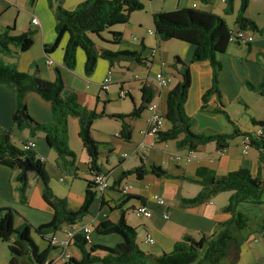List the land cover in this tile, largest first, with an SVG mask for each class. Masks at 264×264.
I'll return each instance as SVG.
<instances>
[{
	"label": "crops",
	"instance_id": "obj_1",
	"mask_svg": "<svg viewBox=\"0 0 264 264\" xmlns=\"http://www.w3.org/2000/svg\"><path fill=\"white\" fill-rule=\"evenodd\" d=\"M84 1L86 0H61V4L66 10L74 11ZM194 5L200 10L223 17L232 31L239 29L235 21L241 5L240 0L235 2L234 12L230 15L225 13L226 5L221 0H209L207 4L197 0H173L166 5V8L171 6L169 9L152 7L150 18L140 16L139 11H136L132 13L127 24L110 28L106 37L102 34L100 40L102 42L93 40L99 49L141 52L146 63L122 61L110 65L108 60L100 58L94 73L87 76L84 71L85 54L81 49L77 52L76 69L69 70L64 66L63 57L68 36L62 39L56 50L51 53L44 51V46L54 43L56 39V20L54 10L49 6V0H38L34 6L30 5V0H0V33L7 27H13L15 35L22 34L29 29L35 31V42L30 50L19 54H0V59L6 64H15L22 72L29 73L33 72L34 64H37L41 77L49 82L56 79L55 68H59L65 86L77 94L78 101L83 107L97 112L105 111L109 114H128L135 107L140 106L143 83L146 81L153 82L156 74L163 72L164 75L173 77L169 87L160 92L159 111L165 115L167 95L181 80L178 71L172 67L175 58L179 57L188 65L191 75V87L185 108L188 116L195 120L194 132L231 134L234 131V126L223 115L202 110L203 95L212 87L213 70L210 63L208 61L193 63L194 46L190 44L176 39L161 41L155 34L148 33L149 30L154 31L153 15L155 13L194 7ZM246 16L256 22L260 31L254 32L255 40L253 43L247 45L230 44L227 51L218 56L222 63L220 90L226 111H229L230 107L233 108L237 104H241L243 112L249 120L252 117L259 120L264 119V100H261L264 97L249 90L245 82L250 81L257 85L264 79V0H250ZM32 18H37L39 25H33L31 23ZM111 32L122 33L123 37L120 44L110 43ZM153 50H155V55L152 57ZM14 51H16L15 48ZM48 59L53 60L54 65H49ZM179 70L182 72L184 68L179 67ZM110 71L112 84L108 91L103 92L101 84ZM122 89L129 92L128 98H120L119 93ZM254 95L260 98H256ZM26 102L28 112L35 121L41 124H48L52 121L50 103L34 93L27 97ZM207 106L208 110L220 107L217 95L214 94L208 99ZM16 108V87L0 84V134L10 131L12 141L20 149L34 141L36 158L44 162L50 177V186L55 195L65 199L72 210L79 209L85 201L87 182L91 181L93 173L89 169V157L79 136L80 123L78 118L70 117L68 121L69 145L76 155L77 168L62 172L56 165L57 153L48 145L43 133L34 135L28 130L20 131L14 125L13 114ZM237 109L236 107L235 114L238 112V116L232 113L230 115L227 112L231 119L241 130L254 131L255 128L252 124L242 128V114ZM149 115V112L145 111L140 119L129 121L133 130L130 142H125L119 138L122 127L120 120L109 117L99 119L103 121L100 130L107 127L109 131L108 133L106 129L102 131L106 134L102 139L93 135V132L92 136L100 143H108L103 145L102 149L100 148L99 164L102 172L108 175L110 189L101 194L93 188L96 197L90 215L77 225H88L92 229V243L114 247L121 243L123 238L118 234H98L96 227L106 219L117 222L120 219L122 209L126 213L127 223L137 231V242L140 248L145 252L160 256L163 253L171 252L175 245L187 235L199 239L202 234H212L216 230L217 224L228 221L232 216L223 211V208L229 203L231 192L221 193L209 202L199 205H182V200L197 196L202 190V186L179 177L195 176L196 170L200 167L214 170L219 177L226 176L240 168H247L252 175L256 176L259 171V152L250 147L245 154L243 137L238 136L230 142L229 148L224 151H218L214 143L202 145L194 152L195 160L186 161L185 157L190 154V151L180 149L176 141L161 142L158 138L145 136L144 132L148 127ZM170 128L171 124L166 121L164 131ZM124 154L128 155V158H123ZM178 156H181L180 160H177ZM152 164L160 165L169 174L177 178L147 174L141 179L136 175H131L119 181L124 172L137 167L148 169ZM16 175V170L0 164V208H12L19 214L14 219L15 227L22 226L25 220L34 226L50 222L53 218V210L43 200L41 179L34 172L28 173L30 185L27 192V203L22 204L17 191ZM125 184L132 186L129 195L139 196L146 200L145 204L153 212L152 218L140 217L142 219H139L135 224L130 221L129 212H133L134 208L143 203L137 199H132L123 205L127 195L124 196L119 188ZM154 195L164 198L166 206H161L152 200ZM120 205L122 208L118 209ZM240 211L242 210L240 209ZM165 213L168 214L167 219L164 218ZM262 223H264V217L262 221L260 219L250 221V228L243 236L245 242L241 247L239 262L244 246L248 244L249 249L246 253L252 259L253 264H264V235L260 231ZM66 227L64 226V228ZM148 233L154 238V244L146 242ZM1 248L5 250L4 245ZM70 253L77 260L81 258V253L75 246L70 248ZM57 254L56 249L54 255L50 256V264H62L56 259ZM0 263L6 264L7 258Z\"/></svg>",
	"mask_w": 264,
	"mask_h": 264
},
{
	"label": "trees",
	"instance_id": "obj_2",
	"mask_svg": "<svg viewBox=\"0 0 264 264\" xmlns=\"http://www.w3.org/2000/svg\"><path fill=\"white\" fill-rule=\"evenodd\" d=\"M38 0H30L34 6ZM207 4L209 0H197ZM237 0H227L225 13L234 12ZM235 24L239 30L259 32L255 21L246 16L250 0H240ZM49 6L54 10L56 25V39L54 43L44 46L46 53L56 50L62 39L68 36L64 50L63 63L69 70L77 66V52L84 51V71L87 76L94 73L100 58L108 60L110 65L122 61H135L145 64L142 53L132 50L112 51L99 49L91 35L100 39L102 34L116 25L127 24L132 13L142 11L145 5L140 0H86L74 11L66 10L61 0H49ZM154 34L161 41L172 39L194 46L192 62L208 61L213 70L212 87L203 95L202 110L212 114H221L234 126L231 134L196 133L193 130L195 120L186 113V102L191 87L189 67L179 57L175 58L173 68L181 76L180 82L169 91L166 99V113L163 115L171 124V128L158 134L161 142L176 141L180 149L196 152L202 145L214 143L218 151L229 148L230 142L236 137H248L250 147L259 152V171L252 175L247 168H240L226 176L219 177L215 171L200 167L195 176H180L184 180L202 186L200 193L192 199L182 200L184 206H195L209 202L214 197L224 192H231L229 203L223 211L230 213L231 218L216 226V230L208 235L202 234L199 239L185 236L179 241L171 252L160 256L143 251L137 242V231L126 220V213L121 208L120 219L117 222L106 219L98 224L96 231L101 235L118 234L123 241L114 247L89 243L85 237L78 233L74 245L81 253L79 260L70 258L67 264H238L242 244L245 237L243 231L250 228L251 217L240 211L242 204H264V119L251 118L254 131H243L231 119L225 109L223 96L220 90V75L222 63L218 56L227 51L232 30L226 20L212 12L200 10L196 7L177 8L172 11L158 12L153 15ZM110 43L118 45L122 42V33L111 32ZM35 42V31H28L15 35L13 27H7L0 33V54H19L30 50ZM14 48L16 51H14ZM179 67L184 71L180 72ZM32 73L20 71L15 64L4 63L0 59V84L14 85L17 89V108L13 114V123L20 130H28L31 134L43 133L48 145L57 153L56 165L62 172L76 170V155L70 149L68 121L70 117L78 118L80 123L79 136L89 157V169L92 173L102 172L100 148L105 143H100L92 137V127L96 120L103 117L115 118L121 121L122 127L119 138L130 142L133 135L130 120L140 119L147 106L160 94L153 82H144L141 88L142 103L128 114H109L105 111L97 112L83 107L77 94L65 86L62 72L55 68L56 79L53 82L44 80L37 64H34ZM246 87L264 97V79L259 84L245 82ZM40 96L50 103L52 121L41 124L35 121L27 108V97L30 94ZM217 95L220 107L208 110L207 102L212 95ZM247 109V106L245 105ZM261 133L258 134L257 131ZM29 160L38 168L35 173L43 183V200L52 208L53 218L50 222L34 226L27 220L20 227H15L14 219L19 215L12 208H0V242L9 243L11 255L10 264H50L52 251L56 250L50 243L52 234L62 235L64 226H73L82 222L90 215V210L96 193L93 191L92 181L87 182L86 197L83 205L72 210L65 199L55 195L50 186V177L42 160L36 158L33 149L18 148L12 141L10 131L0 134V164L9 166L17 171L15 177L18 183L17 191L22 204L27 203L29 188V175L25 174L22 160ZM147 174L157 177L177 178L169 174L160 165L152 164L148 169L137 167L126 171L120 177L125 179L131 175L143 178ZM137 199L142 203L146 200L139 196L127 195L123 205ZM260 231L264 235V223ZM37 235L47 242V247L42 249L34 239Z\"/></svg>",
	"mask_w": 264,
	"mask_h": 264
},
{
	"label": "built area",
	"instance_id": "obj_3",
	"mask_svg": "<svg viewBox=\"0 0 264 264\" xmlns=\"http://www.w3.org/2000/svg\"><path fill=\"white\" fill-rule=\"evenodd\" d=\"M223 4L226 5L227 0H221ZM196 7V5H194ZM31 23L33 25H39V21L37 18H32ZM149 34H154V31L149 30ZM255 40L254 32L251 30L242 31V30H236L232 31L230 35V43L231 44H251ZM155 55V50L152 51L151 56L153 57ZM47 63L49 65H54V61L51 59L47 60ZM173 81L172 76L164 75L163 72H158L153 80V83L159 90V93L169 87L171 82ZM112 84V73L111 71L108 73V75L104 78L101 86V90L103 92H106L109 90L110 86ZM129 92L125 89H122L119 93L120 98L125 99L128 98ZM159 103H160V94L147 106V111L149 112V118H148V127L145 130L144 134L148 137H154L158 138V134L163 132L166 126V119L165 117L160 113L159 111ZM258 134L261 133L260 130L257 131ZM36 147V144L34 141L29 142L28 144L24 145V150L33 149ZM243 151L246 154L250 148V139L248 137H243ZM123 158H128V155L124 154L122 156ZM195 158L194 152H190L185 157L186 161H190L191 159ZM181 156L177 157V160H180ZM91 181L94 184V188L97 190L98 193L104 194L107 190L110 189V183L108 180V175L104 172L99 173H93ZM120 192L126 196L130 194V191L132 189V186L129 184H125L122 187L119 188ZM152 200L157 202V204L161 206H166V201L164 198H162L159 195H154L152 197ZM133 212L138 217H143L150 219L153 216V212L150 209V207L143 203L140 204L138 207L133 209ZM164 218H168V214H164ZM80 233L82 234L85 239L92 243L91 240V233L92 229L88 225H73V226H67L63 229L62 235L52 234L50 236V243L52 246H54L57 251V260L60 261L62 264H67L70 258H72V255L70 253V248L75 246V236ZM146 242L148 244H154V238L150 233L146 235Z\"/></svg>",
	"mask_w": 264,
	"mask_h": 264
},
{
	"label": "rangeland",
	"instance_id": "obj_4",
	"mask_svg": "<svg viewBox=\"0 0 264 264\" xmlns=\"http://www.w3.org/2000/svg\"><path fill=\"white\" fill-rule=\"evenodd\" d=\"M142 3L145 5V9H143L142 11H139L138 14L140 16H145V17H151V14H150V11L152 9V7L154 8H165V9H169L171 6H167L166 8V5H168L169 3H171V1L173 0H141ZM113 28V27H112ZM108 31L104 32L103 35L106 37L108 36ZM91 37L96 40V41H99V42H102L100 41L101 39L99 37H97L96 35H91ZM256 96V98H260V97H257V95H254ZM261 100H264V99H261ZM236 107L238 108L237 110H240V113L242 114H239L242 116V120H241V125H242V128L243 127H247L250 126L252 123H251V120H249L246 115H245V112H243V106L240 105H236ZM236 107H233L231 108L230 107V110L227 111L230 115L231 113L234 114L235 116H238V112H236L235 114V111H236ZM148 112V111H146ZM259 120H263V119H259ZM101 122L103 121H100L99 119L96 120L93 124V128H92V132H93V135H95L96 137H100L102 139V137H105L106 134L103 133L102 131H105L106 129V132L108 133V129L107 127L104 129V130H100V127H101ZM241 129V128H240ZM93 137V136H92ZM101 143H105V142H101ZM105 144H108V143H105ZM104 146H101V149L103 148ZM195 160L194 158L191 159L190 161H193ZM263 199H264V195H263ZM244 213H248L250 214V217H251V222L255 221L256 219H260L261 221L263 220V217H264V204H261V205H257V204H242L240 205V208ZM130 216H129V219L130 221L135 224L137 223V221L139 219H142L138 216H136L132 211L129 212ZM256 215V217H254ZM248 230L246 231H243L241 233L242 236H244V234H246ZM34 239L36 240V242L40 245V247L42 249H45L47 247V242L46 241H43L42 239H40L37 235H34ZM254 244H257V243H254ZM4 245L5 246V250H2L1 246ZM9 243H6V242H0V261H5V258H7V263L6 264H9V257L11 258V255H10V252H9ZM249 249V245L246 244L244 246V251L242 253V257H241V260L239 262V264H253L252 262V259L250 258V256L246 253ZM4 253H5V258H4ZM55 253V250L52 251V254L51 255H54ZM240 259V258H239ZM1 264V263H0Z\"/></svg>",
	"mask_w": 264,
	"mask_h": 264
},
{
	"label": "water",
	"instance_id": "obj_5",
	"mask_svg": "<svg viewBox=\"0 0 264 264\" xmlns=\"http://www.w3.org/2000/svg\"><path fill=\"white\" fill-rule=\"evenodd\" d=\"M23 168H24V172L29 173V172H34L36 173L38 171V168L34 165L31 164V162L29 160H22L21 161Z\"/></svg>",
	"mask_w": 264,
	"mask_h": 264
}]
</instances>
